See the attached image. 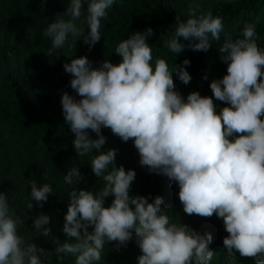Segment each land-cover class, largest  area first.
I'll list each match as a JSON object with an SVG mask.
<instances>
[{"label": "clouds", "instance_id": "obj_1", "mask_svg": "<svg viewBox=\"0 0 264 264\" xmlns=\"http://www.w3.org/2000/svg\"><path fill=\"white\" fill-rule=\"evenodd\" d=\"M115 2L87 0L85 9V0H70L66 11L44 30L43 36L51 41L46 54L76 49L81 37L91 50L101 39V20L107 19ZM189 17L186 21L176 17L174 31L163 46L175 56L186 47L207 52L210 39L219 40L223 32L225 42L219 51L227 74L213 80L210 88L215 99L228 106L218 114L213 98L195 91L185 101L176 90L173 73L187 85L192 79L187 71L190 60L170 68L165 59H154L147 43L152 28L118 43L119 64L105 59L94 68L87 56L65 63V71L73 77L70 86L81 97L63 93L65 122L74 134L77 156L97 153L90 165L103 187L96 193L77 190L74 185L84 178L80 169L67 172L69 205L62 231L69 240L61 243L56 238L53 251L18 234L24 221L14 215L8 196L0 192V264H45L53 252L58 260L71 256L74 264H100L105 244L117 242L119 249L133 234L142 252L138 264H210L215 254L211 233L171 222L162 196L151 203L148 197L130 196L136 171L117 166L116 149L101 151L106 143L103 128L123 142L132 139L141 166L178 183L186 214L203 218L215 214L223 220L228 233L223 245L229 258L235 260L239 253L264 264V48L257 44L255 24H246L233 39L219 15L208 11L197 16V9H190ZM180 38L189 43H181ZM89 130L99 139H91ZM52 192L50 184L38 186L33 181L27 209L33 208V201L43 207ZM109 196L114 199L105 207ZM50 223L49 215L39 214L34 219L36 236H52Z\"/></svg>", "mask_w": 264, "mask_h": 264}, {"label": "trees", "instance_id": "obj_2", "mask_svg": "<svg viewBox=\"0 0 264 264\" xmlns=\"http://www.w3.org/2000/svg\"><path fill=\"white\" fill-rule=\"evenodd\" d=\"M69 3L70 0H0V192L8 196L14 215L24 221L18 227V234L46 251L54 250L52 241L56 238L61 243L69 240L62 231L69 205L70 186L64 183L67 172L73 167L80 169L84 178L74 185L77 190L96 193L104 183L91 169V157L97 155L95 150L79 157L72 144L74 134L65 122L61 97L65 91L77 100L81 97L70 86L73 77L65 71V63L87 56L94 68H99L105 59L119 64L122 58L115 53L118 43L134 32L143 33L152 28L154 34L148 37L147 43L152 47L154 59H165L170 68L182 65L185 59L190 60L187 71L192 79L187 85L173 73L176 90L185 101L194 91L212 97L219 114L228 105L215 99L210 84L227 74V64L219 51L225 42L224 33L221 32L219 40L210 39L207 52L186 47L175 56L163 45L174 31L176 17L186 21L190 18V9H197V16L211 11L213 16L222 18L224 31L231 33L233 39L239 37L246 24H255L257 44L264 48V0H116L108 10L107 19L101 20V39L91 50L81 37L76 49L62 48L48 56L51 41L43 36L44 30L58 14L66 11ZM51 19L55 20L49 22ZM180 39L185 45L189 43ZM89 135L91 139H99L91 130ZM102 135L106 143L101 151L116 149L117 166L136 171L130 196L148 197L150 203L156 196H162L163 208L171 222L188 225L202 234H212L210 248L215 254L210 264H255L252 258L240 257L239 253L235 260L226 255L223 240L228 233L223 220L215 214L210 218L186 214L179 201L178 183L141 166L132 139L123 142L109 128H103ZM33 181L38 186L50 184L53 192L43 207L33 201V208L27 209ZM113 199V196L107 197L105 207H109ZM41 213L51 218L49 226L53 235L48 238L35 233L34 219ZM116 244H105L100 264H138L142 252L135 234L126 246L117 249ZM45 264H74V258L58 260L53 252Z\"/></svg>", "mask_w": 264, "mask_h": 264}]
</instances>
